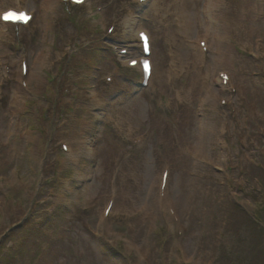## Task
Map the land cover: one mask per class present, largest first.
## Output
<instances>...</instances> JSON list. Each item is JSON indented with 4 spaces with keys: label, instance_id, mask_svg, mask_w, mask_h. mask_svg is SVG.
<instances>
[{
    "label": "rangeland",
    "instance_id": "1",
    "mask_svg": "<svg viewBox=\"0 0 264 264\" xmlns=\"http://www.w3.org/2000/svg\"><path fill=\"white\" fill-rule=\"evenodd\" d=\"M43 1L27 5L36 11L35 36L0 26V264H252L261 243L234 206L247 218L264 216V0H211L208 19L206 0L185 3L191 28L200 21L199 35L209 39L204 62L181 49L177 15L168 5L174 0L144 9L95 0L105 7L101 16L119 20L115 39L105 41L87 15L94 4L75 8L49 0L41 13ZM14 6L0 0V11ZM124 10L137 13V28L152 36L153 89L138 87V71L120 68L111 51L118 46L128 57L138 55L133 33L122 29ZM164 35H173L190 76L167 74ZM239 45L253 47V55ZM21 59L31 72L27 92L18 78ZM201 66L206 70L198 79ZM221 71L236 93L214 85ZM104 76L113 83L104 84ZM164 83L192 91L163 111L162 101L174 93ZM158 84L163 94L155 95ZM127 108L145 122L143 148L128 143L113 115ZM60 142L71 155L62 154ZM83 153L91 163L78 168ZM165 168L178 223L159 205ZM40 198L46 206L33 212ZM111 200L112 216L104 220ZM20 223L11 238L1 239Z\"/></svg>",
    "mask_w": 264,
    "mask_h": 264
},
{
    "label": "bare ground",
    "instance_id": "2",
    "mask_svg": "<svg viewBox=\"0 0 264 264\" xmlns=\"http://www.w3.org/2000/svg\"><path fill=\"white\" fill-rule=\"evenodd\" d=\"M13 2H14V0H12ZM187 1V0H186ZM185 0H180V2L179 3H181V4H177V5H175V7H174V9H175V11L177 12V14H179V17H180V19H181V22L183 23V27L180 29V35H184L185 37L184 38H190V34H193V30L191 29V25L193 24V22L191 21V19L189 18V16H188V13L186 12V6L183 4V3H185L186 2ZM189 1H192V0H189ZM211 2V0H206V10H205V15H206V18L208 19L210 16H208L209 15V13L211 12V10L213 9V6H212V3H210ZM194 3H196V2H193V4ZM27 5V4H26ZM43 6L45 7V9H48V7L50 6V4H49V0H44L43 1ZM194 22H195V24L197 25L200 21H196V20H194ZM211 24V23H210ZM2 27H4V28H6V29H12V28H14V27H12V26H6V25H2ZM128 33H132V32H135V31H137V30H135V28L133 27V25H130V26H128ZM206 28H207V30H206V33H208V31H209V29H208V27L206 26ZM205 28V29H206ZM20 29H24V28H20ZM201 30V29H200ZM199 30V31H200ZM208 35V34H207ZM198 37V36H197ZM208 37V36H207ZM207 37H206V39H207ZM207 46H208V44H207ZM190 51H194L195 52V56L196 57H198L199 59H200V61H202V56H201V58H200V53H198L195 49H192V50H190ZM210 51V44H209V46H208V52ZM200 54V55H199ZM177 55V54H176ZM177 59H178V61H180V59L178 58V56H177ZM184 65H183V63L180 61V67H181V69H180V75L179 76H182V74H183V71L185 70V68L183 67ZM20 74H21V71H20ZM197 75H196V77L198 78V79H200V75L198 74V73H196ZM27 76V78H29L30 77V75H31V72H30V70H29V72L26 74ZM190 76V75H189ZM21 77H22V75H18V78H19V80H21ZM153 77H154V73H153V71H152V75H151V78H150V83H149V85L148 86H151L152 85V81H153ZM229 77H230V75H229ZM171 78H173V76L171 75ZM229 82L231 83L230 85H228L227 87H230V86H232V78L230 77V80H229ZM220 84H221V82H220ZM220 87H221V89H225V87L224 86H222V85H220ZM226 87V88H227ZM200 90L202 91V89L200 88ZM192 91V90H191ZM191 91H187V90H184L183 88H180V90L178 91L177 90V92H176V97L175 98H170L171 99V104H170V106H169V110H171L172 109V103L173 102H177L179 99H180V95L181 94H190V92ZM21 92V91H20ZM173 96V95H172ZM171 96V97H172ZM99 102H101V101H99ZM184 105V104H183ZM145 109V108H144ZM113 115L114 116H116L120 121H121V123L126 127V129L127 130H129L130 132H132L133 133V135H134V137H136L138 134H136L135 132H134V128H139L140 126H142V125H144V121H142V120H139L136 116H134V114L131 112V109H129V108H127V109H125L124 111H122V112H119V113H117L116 111H113ZM144 145H145V143H143V145H142V147L141 148H143L144 147ZM161 184V175H160V182H159V185ZM171 199V198H170ZM172 201V200H171ZM171 201L169 200V199H165V202L162 204V205H169V204H173V201H172V203H171ZM173 207H174V204H173ZM175 208V207H174ZM104 210V209H103ZM175 212V214H176V217L178 216L177 215V213H176V210L174 211ZM113 213V212H112ZM102 214H103V211H102ZM138 219H140V216L138 217ZM137 219V220H138ZM177 219H179V216L177 217ZM136 221V220H135Z\"/></svg>",
    "mask_w": 264,
    "mask_h": 264
},
{
    "label": "trees",
    "instance_id": "3",
    "mask_svg": "<svg viewBox=\"0 0 264 264\" xmlns=\"http://www.w3.org/2000/svg\"><path fill=\"white\" fill-rule=\"evenodd\" d=\"M234 207L235 210H237V213H240L242 216L241 218H243V220L245 221L242 222V225L245 227L248 225V228L251 229V233L254 235V240L257 242V244L261 243V250L252 258V264H255L256 262L257 264H264V260H262V256L264 255V250L262 248V241L264 240V225L262 221L264 219V216L262 217L255 214V218L250 219L246 217V213L241 207H239L238 205ZM257 214H259V212ZM261 215L264 214L261 213ZM237 264L239 263L237 262Z\"/></svg>",
    "mask_w": 264,
    "mask_h": 264
},
{
    "label": "snow or ice",
    "instance_id": "4",
    "mask_svg": "<svg viewBox=\"0 0 264 264\" xmlns=\"http://www.w3.org/2000/svg\"><path fill=\"white\" fill-rule=\"evenodd\" d=\"M77 2H81V0H77Z\"/></svg>",
    "mask_w": 264,
    "mask_h": 264
}]
</instances>
